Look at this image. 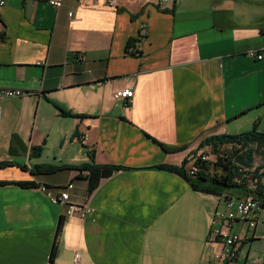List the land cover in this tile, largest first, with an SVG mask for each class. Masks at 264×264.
<instances>
[{"label":"crops","instance_id":"1","mask_svg":"<svg viewBox=\"0 0 264 264\" xmlns=\"http://www.w3.org/2000/svg\"><path fill=\"white\" fill-rule=\"evenodd\" d=\"M0 20V88L29 91L0 105V161L13 163L0 166V264H264V209L254 229L233 224L243 239L224 259L208 238L220 195L158 167L189 166L211 135L264 132V58L248 54L264 50V0H7ZM91 154L123 168L90 188L75 166ZM68 183L94 208L84 218L41 189Z\"/></svg>","mask_w":264,"mask_h":264},{"label":"trees","instance_id":"2","mask_svg":"<svg viewBox=\"0 0 264 264\" xmlns=\"http://www.w3.org/2000/svg\"><path fill=\"white\" fill-rule=\"evenodd\" d=\"M3 31L0 32L2 38ZM134 39H130L128 47L133 43ZM68 113L67 111H63ZM202 147L209 146L211 152L216 155L214 161L198 162V170L195 174L190 175L187 170L189 157L185 158L181 165H159V168H166L177 172L184 176L196 190L215 193L221 195L228 193L233 196L240 197L230 193L233 189L237 192H249L253 196H260L264 193V183L261 182L264 176V162L262 165L254 166L256 154L264 152V132L258 130L255 125L252 129L238 134H219L206 137L201 143ZM42 146L34 147V153L40 154ZM196 152H194V155ZM94 155L91 154V161L75 166L78 169L87 170L90 188L97 185L101 177L111 174L113 171L123 168L115 164H99L94 161ZM13 164L12 161H0V166ZM70 164H39L32 168L33 173H52L60 169L73 168ZM255 185L254 188L249 187L250 183ZM9 183L6 180H0V185ZM14 183L20 186H34L36 182L33 180H19ZM63 225L61 219L56 237L60 234ZM56 245L52 250V257L55 255Z\"/></svg>","mask_w":264,"mask_h":264},{"label":"built area","instance_id":"3","mask_svg":"<svg viewBox=\"0 0 264 264\" xmlns=\"http://www.w3.org/2000/svg\"><path fill=\"white\" fill-rule=\"evenodd\" d=\"M7 0H0V8L6 4ZM54 7H61L64 0H47ZM140 3H151L158 6H167L175 3L176 0H137ZM108 5H115L117 0H104ZM73 15V12H69ZM3 23L0 20V32L3 31ZM146 32L145 27L142 29V35ZM248 54L259 59L264 58V50H250ZM29 91L19 88H0V105L4 99L20 97L28 94ZM134 96V88L132 86L119 89L114 92V97L118 99H131ZM216 155L211 152L209 146L198 151L192 158L191 163L187 166L190 175L198 170V162L214 161ZM73 187L72 183H68L61 188L58 193H54L50 187L42 185L41 189L46 192L51 201L66 205V216H78L84 218L88 212L94 210L89 203H75L70 200L69 189ZM222 199V208L217 209L210 221V229L208 238L211 241H220L223 245L222 258L233 259L236 257L237 248L243 237L239 233L232 232V226L235 222L240 221L247 225L249 229H254L260 221L261 212L264 209V193L260 196L245 195L233 196L228 193L220 195ZM76 260L79 253L75 255ZM264 263V255H263Z\"/></svg>","mask_w":264,"mask_h":264},{"label":"rangeland","instance_id":"4","mask_svg":"<svg viewBox=\"0 0 264 264\" xmlns=\"http://www.w3.org/2000/svg\"><path fill=\"white\" fill-rule=\"evenodd\" d=\"M263 158H264V152H259L256 154V161H257V159L259 161H261V160H263Z\"/></svg>","mask_w":264,"mask_h":264}]
</instances>
